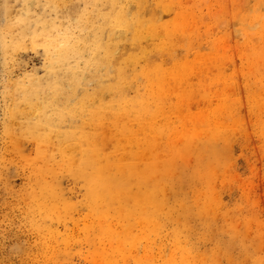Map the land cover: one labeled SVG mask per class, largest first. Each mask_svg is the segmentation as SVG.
<instances>
[{"label":"rangeland","instance_id":"374dc122","mask_svg":"<svg viewBox=\"0 0 264 264\" xmlns=\"http://www.w3.org/2000/svg\"><path fill=\"white\" fill-rule=\"evenodd\" d=\"M0 264H264V0H0Z\"/></svg>","mask_w":264,"mask_h":264}]
</instances>
